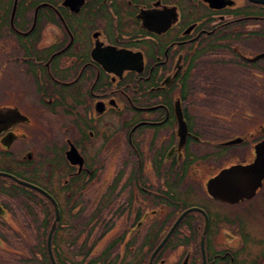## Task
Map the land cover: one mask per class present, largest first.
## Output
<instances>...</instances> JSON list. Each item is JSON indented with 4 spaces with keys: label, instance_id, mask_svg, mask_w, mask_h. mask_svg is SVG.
I'll list each match as a JSON object with an SVG mask.
<instances>
[{
    "label": "flooded vegetation",
    "instance_id": "1",
    "mask_svg": "<svg viewBox=\"0 0 264 264\" xmlns=\"http://www.w3.org/2000/svg\"><path fill=\"white\" fill-rule=\"evenodd\" d=\"M0 264H264V0H0Z\"/></svg>",
    "mask_w": 264,
    "mask_h": 264
}]
</instances>
